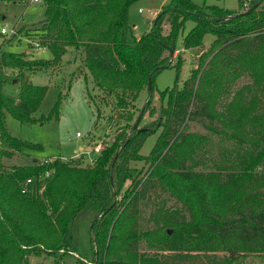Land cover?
<instances>
[{
	"label": "trees",
	"instance_id": "trees-1",
	"mask_svg": "<svg viewBox=\"0 0 264 264\" xmlns=\"http://www.w3.org/2000/svg\"><path fill=\"white\" fill-rule=\"evenodd\" d=\"M41 1L45 18L33 31L53 58L0 47V264H30L35 256L63 258L75 251L64 239L86 210L99 216L91 229L93 259L80 258V264H264V174H255L264 169V148L240 173L199 171L208 137L190 131L196 123L244 142L245 127L255 122L263 127L264 142V0L246 10L241 0L238 11L171 0L139 36L129 17L138 0ZM188 20L195 25L184 39L185 50L201 49L207 34L215 39L184 86L163 92L166 104L156 108V77L172 67L179 73L181 53L174 66L170 53L177 52ZM69 48L82 53L97 91L88 94L89 102L100 98L98 120L108 107L104 127L116 129L114 137L89 165L34 157L7 166L17 154L42 150L13 136L7 117L35 121L48 87L35 85L30 75L54 69ZM245 76L251 84L225 99ZM145 90L150 96L136 117ZM59 106L60 98L52 114ZM146 114L151 120L143 123ZM158 132L151 154L143 156L146 139ZM139 162L149 165L145 175ZM28 179L33 183L27 185ZM157 190L186 213L163 210L149 218L154 227L143 230L142 204Z\"/></svg>",
	"mask_w": 264,
	"mask_h": 264
},
{
	"label": "rangeland",
	"instance_id": "rangeland-1",
	"mask_svg": "<svg viewBox=\"0 0 264 264\" xmlns=\"http://www.w3.org/2000/svg\"><path fill=\"white\" fill-rule=\"evenodd\" d=\"M198 4L206 3L217 5L232 11H238L242 7L241 0H193ZM242 10L249 8L254 0H244ZM171 0H138L129 12L130 20L136 25V35H141L152 27L154 19L162 8ZM45 18V5L42 1L12 0L0 2V47L2 44L12 52L25 54L30 58L52 59L51 52L44 48L39 51L40 37L33 31L39 27ZM195 25V21L188 20L185 27L179 34L172 65L178 62L177 56L181 53L182 65L179 73L172 67L160 72L155 80V89L152 96V105L160 108L166 104L161 95L167 90L179 87L190 78L191 71L199 64V55L202 51L208 50L215 37L207 34L204 38V46L201 49L185 50L184 39ZM5 27L9 35H2L1 29ZM169 23L165 22L164 33L169 31ZM12 29L17 34L10 35ZM1 53V52H0ZM168 53L166 56L168 57ZM178 79V81H177ZM30 81L38 86H47L48 91L40 109L33 115L34 120L30 123H21L12 115L7 117L9 132L25 141L42 147L41 151H31L28 154L16 155L9 161L7 166L24 165L35 157L40 160L55 161L56 158L68 162L82 160L83 165L92 164L97 154L94 152L96 146L102 141H108L114 137L115 131L104 127L109 116L108 107L101 108L105 118L98 120L96 104L100 102L97 97L95 102L90 103L88 94L97 95L93 78L90 72L84 68L83 55L78 50L69 48L68 52L61 59L59 65L48 72L30 75ZM251 84L249 77L245 76L234 84L231 93L225 98L230 99L241 88ZM60 96V97H59ZM150 96V90L141 94V102L136 108V117L142 113L143 108ZM60 98V106L57 113L52 114L56 102ZM110 101V100H109ZM100 106V104H99ZM151 119L149 114L144 117V122ZM108 130V131H107ZM190 131L201 136H207L208 142L204 145L205 151L201 153L199 171H223L233 174L240 173L245 169L249 160L257 156L264 148V142L260 139L263 134V127L255 122H249L245 127L246 139L239 142L231 136L219 135L212 131L203 129L196 123L191 124ZM160 132L148 136L141 154L149 156L156 144ZM145 175L149 165L145 162L135 164ZM255 174H264L263 166L256 169ZM150 200H147L141 207V228L147 230L153 228L154 224L149 221L152 215H158L163 210L174 212L180 210L186 213L182 206L170 194L161 191L152 192ZM99 214L93 210H86L79 214L73 226L64 239V243L75 251L60 256H47L45 254L31 258L30 264H80L79 259L92 260L93 250L91 242V228Z\"/></svg>",
	"mask_w": 264,
	"mask_h": 264
},
{
	"label": "built area",
	"instance_id": "built-area-1",
	"mask_svg": "<svg viewBox=\"0 0 264 264\" xmlns=\"http://www.w3.org/2000/svg\"><path fill=\"white\" fill-rule=\"evenodd\" d=\"M33 2H39V1H41V0H32ZM1 34L2 35H9V33H8V31H7V29L5 28V27H3L2 29H1ZM15 34H17V32H16V29H12V31H11V33H10V35H15ZM38 47V50L39 51H41V50H43L45 47H42L41 45H39V46H37ZM108 141H102V142H100L97 146H96V148L94 149V152L96 153V154H100V153H102V151L104 150V148L106 147V143H107ZM46 162H48V163H50V162H52V161H49V160H46ZM92 162H94V160L92 161ZM42 177L43 176H41V179H42ZM48 177H50V172H48L46 175H45V177L44 178H48ZM43 178V179H44ZM33 183V180L32 179H28L27 180V185H30V184H32ZM25 192V191H24Z\"/></svg>",
	"mask_w": 264,
	"mask_h": 264
},
{
	"label": "water",
	"instance_id": "water-1",
	"mask_svg": "<svg viewBox=\"0 0 264 264\" xmlns=\"http://www.w3.org/2000/svg\"><path fill=\"white\" fill-rule=\"evenodd\" d=\"M174 54H175V51H174V50H172V51H171V53H170V57H173V56H174ZM93 225H94V224H93ZM93 225H92V228H93ZM92 228H91V229H92Z\"/></svg>",
	"mask_w": 264,
	"mask_h": 264
},
{
	"label": "crops",
	"instance_id": "crops-1",
	"mask_svg": "<svg viewBox=\"0 0 264 264\" xmlns=\"http://www.w3.org/2000/svg\"><path fill=\"white\" fill-rule=\"evenodd\" d=\"M135 27H136V25H135Z\"/></svg>",
	"mask_w": 264,
	"mask_h": 264
}]
</instances>
